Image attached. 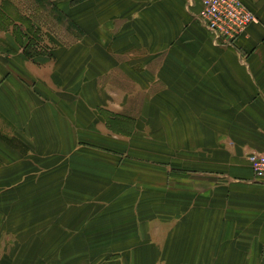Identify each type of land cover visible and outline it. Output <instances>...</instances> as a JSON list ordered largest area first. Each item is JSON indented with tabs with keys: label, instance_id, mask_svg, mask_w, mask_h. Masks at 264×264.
Masks as SVG:
<instances>
[{
	"label": "crops",
	"instance_id": "0c3cea01",
	"mask_svg": "<svg viewBox=\"0 0 264 264\" xmlns=\"http://www.w3.org/2000/svg\"><path fill=\"white\" fill-rule=\"evenodd\" d=\"M243 1L259 23L225 46L199 21L202 0H0V169L15 154L10 139L50 153L23 177L59 179L56 189L79 185L81 163L99 166L110 172L106 191L149 210V220L138 211L119 229L158 243L187 237L178 225L195 232L196 217L167 218L166 209L223 217L230 204L237 225L243 213L264 231V182L247 161L264 154V0ZM53 7L87 36L66 31V42L51 41L53 57L27 61L17 49L25 55L33 34H48L30 19L53 17ZM69 47L90 50L82 83Z\"/></svg>",
	"mask_w": 264,
	"mask_h": 264
},
{
	"label": "rangeland",
	"instance_id": "374dc122",
	"mask_svg": "<svg viewBox=\"0 0 264 264\" xmlns=\"http://www.w3.org/2000/svg\"><path fill=\"white\" fill-rule=\"evenodd\" d=\"M46 14L30 21L32 27H37L33 32H39L38 25L46 23L48 34H33L25 55L17 49L27 61L39 56L53 57L57 43L52 40L66 42V33L70 31L50 12ZM86 36L84 33L82 40ZM76 37L81 38L79 34ZM88 51L70 47L63 50L75 56L80 54L81 83L85 79L84 70L92 63ZM75 71L65 73V80L69 81ZM9 141L8 145L13 144L16 151L8 158L7 166L0 169V264H149L148 260L151 264H264L261 222L255 219L248 224L242 213L237 225L230 204L220 210L223 217L210 216L211 212L204 207L181 210L179 215L165 208L167 218L188 222L196 217L195 232H188L192 227L186 223L176 230L188 229L187 237H168L160 243L157 237H135L137 227L124 225L125 229H119L126 221L122 219L134 215L138 218L139 211L144 220H149L144 214L149 210H145V205L139 207L127 201L126 193L106 191L105 182L111 179L106 176L109 171L81 163L79 185L75 180L70 185L63 179V185L56 189L59 179L55 183L56 178L23 177L29 171L33 174L41 171L46 162L35 159H47L50 153H34L17 139ZM109 223L111 226L106 227ZM105 229L107 236L103 235ZM173 244L177 247L172 250Z\"/></svg>",
	"mask_w": 264,
	"mask_h": 264
},
{
	"label": "built area",
	"instance_id": "2783aa9c",
	"mask_svg": "<svg viewBox=\"0 0 264 264\" xmlns=\"http://www.w3.org/2000/svg\"><path fill=\"white\" fill-rule=\"evenodd\" d=\"M212 39L221 45H234L259 19L243 0H202L198 15ZM247 161L254 178L264 182V154L252 153Z\"/></svg>",
	"mask_w": 264,
	"mask_h": 264
},
{
	"label": "trees",
	"instance_id": "16d2710c",
	"mask_svg": "<svg viewBox=\"0 0 264 264\" xmlns=\"http://www.w3.org/2000/svg\"><path fill=\"white\" fill-rule=\"evenodd\" d=\"M37 1H41L43 3L46 2L45 4H49V0H37ZM82 1L83 0H79V2H82ZM52 11L53 12H51V14L53 15V17L57 20L59 24H62L63 26H65L67 30L70 32H72L73 29L77 31V32L74 31L71 34H79L80 36L83 35V31L79 27H77L74 22H71L69 19H67V17H64L61 12L57 11L55 7L52 8Z\"/></svg>",
	"mask_w": 264,
	"mask_h": 264
}]
</instances>
